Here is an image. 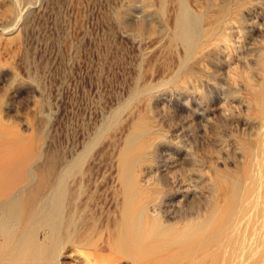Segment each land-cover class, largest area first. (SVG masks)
I'll return each mask as SVG.
<instances>
[{
    "label": "rangeland",
    "instance_id": "rangeland-1",
    "mask_svg": "<svg viewBox=\"0 0 264 264\" xmlns=\"http://www.w3.org/2000/svg\"><path fill=\"white\" fill-rule=\"evenodd\" d=\"M262 59L264 0H0V264H264Z\"/></svg>",
    "mask_w": 264,
    "mask_h": 264
},
{
    "label": "bare ground",
    "instance_id": "bare-ground-1",
    "mask_svg": "<svg viewBox=\"0 0 264 264\" xmlns=\"http://www.w3.org/2000/svg\"><path fill=\"white\" fill-rule=\"evenodd\" d=\"M83 226H84V223L74 224L73 226H71L70 230L72 232H74L72 234H74V235H77V234L78 235H82V234H84V237H87V236L90 237V236H93V235L103 236V234H106L109 237L110 240H111V238L114 237V232H113L114 230L112 231L110 229V226H108L107 224H105L104 226H102V224H99V226H98L95 223H91V224L87 225V227H85V228ZM111 227H112V224H111ZM66 229H67V227H66ZM68 229H69V227H68ZM63 233H65L63 235L66 236V234H69V231L68 230L67 231L64 230ZM63 238H64V236H63ZM119 238H120V236H118V239ZM103 239L95 240L93 243L88 244V246L90 247L91 250H93L96 253L97 252L101 253V252H103V251H105L107 249L110 250L111 253L109 255H106V256L103 255V259L99 260L100 263H102V264H119L120 263V257L127 256V252L125 250L126 249V245L123 244L122 242H118L116 245L113 246L110 243V241H108V240L105 241ZM64 241L68 242L70 240H67L65 238ZM132 264H137V262L133 261Z\"/></svg>",
    "mask_w": 264,
    "mask_h": 264
},
{
    "label": "clouds",
    "instance_id": "clouds-1",
    "mask_svg": "<svg viewBox=\"0 0 264 264\" xmlns=\"http://www.w3.org/2000/svg\"><path fill=\"white\" fill-rule=\"evenodd\" d=\"M258 68H259L260 70H264V59L261 60V62H260V64H259ZM141 98H142V97H141Z\"/></svg>",
    "mask_w": 264,
    "mask_h": 264
}]
</instances>
